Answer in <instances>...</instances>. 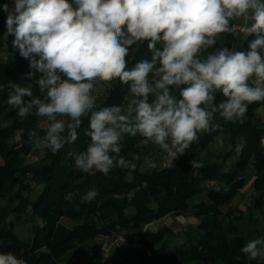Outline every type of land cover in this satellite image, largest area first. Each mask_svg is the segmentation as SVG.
<instances>
[{
  "label": "clouds",
  "instance_id": "clouds-1",
  "mask_svg": "<svg viewBox=\"0 0 264 264\" xmlns=\"http://www.w3.org/2000/svg\"><path fill=\"white\" fill-rule=\"evenodd\" d=\"M3 9L6 35L29 61L28 79L39 73V95L13 84L7 105L21 119L43 120V134L39 124L28 129L26 144L52 154L78 139L87 118V147L70 153L82 173L134 170L136 164L121 155L126 135H139L175 161L200 134L221 129L217 116L242 123L248 106L264 101V0H14L12 10L7 4ZM225 34L241 36L247 48L209 51ZM145 43L150 59L129 68L130 50ZM116 81L128 87L124 101L98 107V86ZM217 94L224 99L217 102ZM25 131L14 134L23 138ZM191 165L201 167L202 161ZM98 195L90 189L80 202ZM75 196L69 192L65 199ZM240 251L264 260V237L248 240ZM0 264L27 261L0 252Z\"/></svg>",
  "mask_w": 264,
  "mask_h": 264
},
{
  "label": "trees",
  "instance_id": "trees-1",
  "mask_svg": "<svg viewBox=\"0 0 264 264\" xmlns=\"http://www.w3.org/2000/svg\"><path fill=\"white\" fill-rule=\"evenodd\" d=\"M2 1L0 44L5 41V46L0 49V123L11 120L12 124L0 127V252L22 255L27 264H82L84 257L98 249L96 239L98 242L100 235L131 232L132 242L142 245L113 251L112 257L128 255L132 249L131 256L138 264H264V260H249L240 251L251 240L243 226L245 221L264 237V227L253 210L236 213L222 208L235 199L253 175L251 184L257 193L254 207L264 209V118L260 114L264 101L250 104L242 123L225 122L217 116L214 122L221 125L218 132L200 134L183 156L171 161L165 154L166 162L155 159V167L146 163L148 154H157L154 145L142 143L139 135H126L121 141V155L136 164L134 170L113 168L107 176L76 170L70 153L87 147V118L74 143L56 154L44 149L37 160H30L36 148L26 144L27 130L39 124L37 131L43 134L44 122L32 115L17 117L7 98L13 84L31 87L34 95H39L35 86L39 73L28 79L30 70L25 69L29 61L12 46L14 37L6 35L8 13L3 5L9 6V1ZM239 39L243 38L225 34L211 51L218 47L232 49ZM246 48L243 39L237 50ZM133 49L127 58L129 68L138 60L150 59L147 43ZM127 91V85L118 81L103 87L97 94L98 107L121 104ZM216 99L219 102L224 97L217 94ZM19 128L26 130L23 138L14 134ZM221 135H228L230 147L220 158L207 157L211 144ZM194 159L202 161V166L192 168ZM90 189L98 190L99 195L81 203L80 197ZM133 190L135 195L128 200L127 194ZM69 192L76 193L72 200L65 199ZM198 195L203 198L191 203V198ZM187 211L200 221L197 231L182 241L169 237L172 229L168 226L145 228L167 214ZM32 218L42 223H36L26 234L18 233V226ZM64 218L71 222L66 223Z\"/></svg>",
  "mask_w": 264,
  "mask_h": 264
},
{
  "label": "rangeland",
  "instance_id": "rangeland-1",
  "mask_svg": "<svg viewBox=\"0 0 264 264\" xmlns=\"http://www.w3.org/2000/svg\"><path fill=\"white\" fill-rule=\"evenodd\" d=\"M242 44H243V39H239L237 44L234 45V48L237 49ZM28 70H30V68H26L25 72H27ZM101 91H102V88L98 86V92L96 94H101ZM260 112H261L260 114L264 118V110H262ZM227 138H228V135H221L217 142L211 144V146H210L211 150L214 149L215 151L216 150L224 151V150L228 149L230 147V144H228V141H227L228 139ZM153 149H154L153 151L157 152V154L155 153L156 155H153V154L150 153V154H148L146 156L147 165L148 166L154 165L156 163L155 159L156 160L157 159L163 160V163L166 162V157H165L166 153L164 151H162L158 146H155V145H154ZM43 150L44 149H36V151L33 154H30L29 159L30 160H35L34 159L35 157H32V156H37V155L40 156V154L43 153ZM214 150L212 152H215ZM208 153H209L208 155H211L210 151ZM2 161H3V158L0 155V162H2ZM252 176H251V179L248 182V185L249 184L250 185L247 186V188L244 189V190L242 188L240 190V192L238 193V195L235 197V199L228 206L224 205V206H222V208L224 210H226V211L227 210H231L232 212L235 211L236 213H238L239 210L248 211V210L252 209L254 214L256 215V217H258V219H259V224H260L261 228H263L264 227V209H257V207H254L253 198L256 197L257 193L255 192V190L253 189V186L251 184L252 179H253ZM211 184H213V181H212ZM241 191H242V195H239L241 193ZM198 196L199 197H201V196L203 197V195H198ZM185 213L189 214V213H191V211H187ZM189 219H191V217ZM64 221L66 223H70L71 222L67 218H64ZM195 222L196 221H192L191 220L188 223V231L189 232H193L195 230V228H196L195 227ZM36 223H42V220H38V222H37V220H33V218H32L31 220L24 222L22 225H19L18 228H17V232L20 233V234L21 233L23 234V232H25V234H26L29 231V229L32 228ZM243 226H245L247 228L248 232L251 235L250 236L251 239H254V238H257V237H261L260 234H257V231L255 230V228L252 226V224L249 221H245L243 223ZM188 234L189 233L186 232L185 230L184 231H180V233L177 232L175 234V236H174V239L178 240V241L179 240H184L187 237ZM102 236L103 235H100L98 237V239L100 237H102ZM114 251H116V250H114ZM98 264H99V262H98Z\"/></svg>",
  "mask_w": 264,
  "mask_h": 264
},
{
  "label": "crops",
  "instance_id": "crops-1",
  "mask_svg": "<svg viewBox=\"0 0 264 264\" xmlns=\"http://www.w3.org/2000/svg\"><path fill=\"white\" fill-rule=\"evenodd\" d=\"M3 1L0 0V13H1V5H2ZM9 10H12L10 8V6H8ZM5 46V41L2 42L0 44V49L3 48ZM264 110L263 108L260 109V111ZM228 139V138H227ZM228 141V140H227ZM228 144H229V141H228ZM214 149H210V152H211V155H206L207 157H212V156H215L216 158H220V156L222 155V151L221 150H214L215 152H212ZM254 176H252L253 178ZM250 185V184H249ZM248 184L243 188L246 189L247 186H249ZM242 190V191H243ZM242 191L239 195H242ZM203 197H199V196H194L191 198V203H196L198 201H200ZM191 217V219H189ZM196 221L195 222V230L193 232H189L188 231V223L190 221ZM200 221V218L195 216L193 214V212L189 213V214H186V213H183V214H167L165 215L164 217L156 220V221H152L150 223H148L146 225L145 228H148V229H151V230H156L158 228H161V227H165V226H168L170 227L172 230H171V234L169 235V237L171 239H174V236L177 232L180 233V231H186L188 232L189 234H192V233H195L197 231V223ZM179 241H182V240H179ZM96 243L98 245V249L86 256L83 258L82 260V264H103L105 262H107V264H138L137 261L135 260L134 257L131 256V250L132 249H129L128 251V255H117L115 257H112L111 254H104L100 247H99V243L97 242V239H96ZM142 244L140 242H132L131 245H129L128 247L131 248V247H139L141 246ZM66 262V260H64V263Z\"/></svg>",
  "mask_w": 264,
  "mask_h": 264
},
{
  "label": "built area",
  "instance_id": "built-area-1",
  "mask_svg": "<svg viewBox=\"0 0 264 264\" xmlns=\"http://www.w3.org/2000/svg\"><path fill=\"white\" fill-rule=\"evenodd\" d=\"M8 1L10 8L13 9L14 0H8ZM234 23H239V22H234ZM211 50L212 49H209V51ZM32 157H35L34 158L35 160L39 158L38 155ZM131 235H132L131 232L105 234L98 239L100 249L106 255L111 254L114 250H121L132 244Z\"/></svg>",
  "mask_w": 264,
  "mask_h": 264
}]
</instances>
